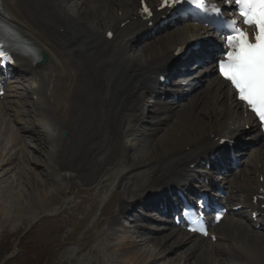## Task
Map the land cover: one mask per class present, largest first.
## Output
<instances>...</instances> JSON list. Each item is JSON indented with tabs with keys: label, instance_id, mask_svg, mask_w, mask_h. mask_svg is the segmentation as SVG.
Instances as JSON below:
<instances>
[{
	"label": "bare ground",
	"instance_id": "1",
	"mask_svg": "<svg viewBox=\"0 0 264 264\" xmlns=\"http://www.w3.org/2000/svg\"><path fill=\"white\" fill-rule=\"evenodd\" d=\"M0 4L6 20L48 57L45 64L18 58L22 87L11 94L8 87L0 99V170L8 165L22 178L24 159L47 175L60 174L67 184L75 180L92 185L116 168L112 171L117 175L118 210L109 221L105 217L103 229L107 225L117 230L121 214L141 202L153 205L151 200L167 187L191 186L204 176L197 166L218 146L217 140L244 133L248 113L225 82L213 76L212 67H207L208 75L200 78L185 105L173 107L158 97L146 112L151 120L145 129L136 127L144 91L158 84L156 77L167 72L177 51L185 50L195 34L206 29L188 23L165 34H149L150 27L138 18L140 0H0ZM108 30L114 32L111 39L105 36ZM250 135L257 141L253 152L223 182V203L243 206L211 229L215 242L165 223L133 222L136 237L117 239L114 245L119 264H165L178 249L174 264H188L194 257L204 258L195 264H264V227L254 228L245 218L246 208L254 210L252 196L264 189V140L256 127ZM130 137L138 140L135 147L126 144ZM31 144L41 150L42 161L34 158L37 147ZM28 147L34 157L28 156ZM40 193L31 195L38 205L46 194ZM139 218L153 220L150 214ZM140 242L144 248H137Z\"/></svg>",
	"mask_w": 264,
	"mask_h": 264
},
{
	"label": "rangeland",
	"instance_id": "2",
	"mask_svg": "<svg viewBox=\"0 0 264 264\" xmlns=\"http://www.w3.org/2000/svg\"><path fill=\"white\" fill-rule=\"evenodd\" d=\"M15 86L22 85L15 83ZM127 145L135 147L136 141L127 140ZM30 147L28 156L34 157ZM35 149L34 158L42 161L43 154ZM135 155L139 157L140 153ZM22 161L25 167L22 178H17L8 165H2L4 169L0 170V262L11 255L2 264H119L118 252L114 249L117 239L115 242L114 238L119 235L127 239L129 234L120 230L111 236L112 233L103 229L105 217L109 220L118 207L117 195L112 196L116 188V179L113 180L116 168L107 171L96 184L83 186L75 180L67 184L60 174L47 175L40 166ZM118 169L123 171L122 167ZM107 177L111 178L107 180ZM39 179L41 183H37ZM5 182L8 188L3 187ZM35 189L40 194L46 193L42 205L31 199ZM138 246L145 247L144 244ZM174 257L168 256L165 264L172 261L174 264ZM199 259L204 261V258L194 257L188 264L198 263Z\"/></svg>",
	"mask_w": 264,
	"mask_h": 264
},
{
	"label": "snow or ice",
	"instance_id": "3",
	"mask_svg": "<svg viewBox=\"0 0 264 264\" xmlns=\"http://www.w3.org/2000/svg\"><path fill=\"white\" fill-rule=\"evenodd\" d=\"M179 2L180 0H162L161 6H174ZM198 2L202 7H208L204 0ZM226 2L234 7L238 19L224 21V35L221 40L223 49L222 54L215 59V67L219 76L231 85L233 95L254 114L258 126L264 128V0ZM141 3L143 4V0ZM143 11L151 15L147 6ZM211 11L216 16L221 15L220 9L215 5ZM241 24L245 27H241ZM0 59H9L3 50H0ZM216 219H220V214H217ZM200 231L207 234L202 228Z\"/></svg>",
	"mask_w": 264,
	"mask_h": 264
}]
</instances>
